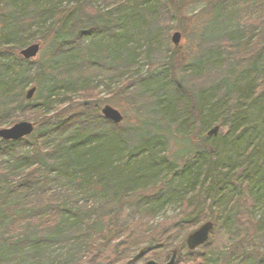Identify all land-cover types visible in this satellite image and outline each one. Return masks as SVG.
<instances>
[{
    "label": "trees",
    "instance_id": "trees-1",
    "mask_svg": "<svg viewBox=\"0 0 264 264\" xmlns=\"http://www.w3.org/2000/svg\"><path fill=\"white\" fill-rule=\"evenodd\" d=\"M200 3L194 32L201 44L214 34L213 46L188 61L170 51L169 70L152 71L169 43L161 14L192 31L184 14L193 0H0V126L35 127L23 140L0 139V264H126L139 248L160 261L210 220L230 247L215 251L213 236L188 251L191 263L232 264L244 244L264 250V216L254 215L264 150L249 155L257 169L218 168L206 133L218 126L232 152L254 125L264 137V0ZM33 43L48 47L43 60L18 54ZM98 81L106 102L133 117L128 127L101 114ZM27 86L37 87L32 100ZM171 143L180 149L169 161ZM175 202L177 221L152 224Z\"/></svg>",
    "mask_w": 264,
    "mask_h": 264
},
{
    "label": "rangeland",
    "instance_id": "rangeland-1",
    "mask_svg": "<svg viewBox=\"0 0 264 264\" xmlns=\"http://www.w3.org/2000/svg\"><path fill=\"white\" fill-rule=\"evenodd\" d=\"M195 5H193V7L191 9L188 8V10L186 9L185 10V14L186 16H188L187 18H193L194 20L193 21H189L191 22L190 23V27L193 29L192 31L190 30H181V26L180 23L178 22H174L173 21H170V18H168L167 14H161V22H167L168 25H170V29L168 30L169 32V35H168V40H169V43L168 44H163L162 47H161V50L160 52H158L154 58H153V65L152 66H149V70H152L154 71L155 69L156 70H162V69H168V59L165 58V56L169 55L171 52L170 51H179L180 50V54L181 55H184L188 61V58L189 60H194L196 58V55H198L200 53V49L202 48H209L211 46H213V44L215 43V40H213V35H211L210 39L207 40L206 42H203V44H201L199 41H198V38H196L197 34L194 32L195 30V24L197 22V20H200V18H203V16H201L202 12L204 11V7H205V3H200V0H193ZM198 4V5H197ZM99 7H104V3L103 2H99L97 4ZM190 7V6H189ZM163 8L165 9V6H163ZM167 8V7H166ZM188 12V13H187ZM165 13V12H164ZM199 17V18H197ZM188 20H191V19H188ZM176 32H181L182 33V40L180 41V44L178 47H175L172 42H171V38L173 37V35L176 33ZM166 33H167V30H166ZM42 44V43H41ZM47 46L46 47H43V44H42V47H41V50H40V53L39 55L35 58V59H32L30 60L31 62L33 61H36V60H43V57L45 55V53H47ZM168 48H170V50H168ZM138 52L144 56L145 54L142 52L141 49L138 50ZM17 53V52H16ZM20 54V53H18ZM186 61V65L188 64ZM148 70V67H143L142 68V72H146ZM169 70V69H168ZM60 80H62L64 78V75L61 74L60 75ZM177 78H178V82H181L184 86L185 83L181 81V72L178 73L177 75ZM167 81V80H165ZM104 83H106V81L104 80ZM97 86H98V90H97V95L100 96V99H101V103H100V106L101 108H103L105 105H110L112 107H114L115 109H117L118 111H120L123 115H124V118H125V121L124 123H122V126H127L128 127V123L130 121H132V116L131 115H125L124 111L121 110L117 104L118 102L115 101H111L109 103L106 102L107 101V98H110L109 97V91H107L106 87L102 84V83H97ZM32 86H27L26 88V92L31 88ZM43 96V91H42V95ZM40 100V99H38ZM112 103V104H111ZM116 104V105H115ZM22 121H25V122H29L27 120H21L20 122ZM32 123V122H31ZM130 124V123H129ZM260 125V124H257V126ZM256 125H254L253 127V130L256 131L257 130V127ZM12 126L10 125H2L0 126V130L2 129H8ZM214 126H208V131H206V133H208ZM183 130H181L180 128H177L173 130V134L175 135V137L177 138L178 137V133H182ZM254 131L249 130L247 133H246V136L243 137L241 139V142L239 144H237V147L236 149L232 152L230 150H228V148H226V139L224 138H221V139H217L216 137H209L208 136V144L211 145L212 147H214L215 151H216V155H217V159H218V162H217V166L219 168V166L221 167H229V166H237V167H242V166H245L247 165L248 169L250 168H253V169H257L258 166L260 165L258 163V159H250V154L252 151H262L264 150V137H262V135H256L254 133ZM227 131H225L226 133ZM256 133H259L260 134V131H256ZM180 149V147L178 145H174V144H169L168 146V160L169 161H172L173 158L172 156ZM264 158V156H263ZM208 159V158H206ZM169 161L166 162V166L169 165ZM248 162V163H247ZM225 164V165H224ZM179 168L182 166V164H179L178 165ZM219 170V169H218ZM223 174V175H222ZM220 173L219 175L217 174V180L216 182L218 184H222V183H225L227 180H225L224 178V175L225 173ZM179 177H181V174L179 175ZM178 177V178H179ZM233 177L230 176V178L228 179H231ZM241 174H238L236 176L237 179H240L241 181ZM187 193L189 195H192L190 192L191 190H186ZM260 196L263 198L262 201H263V204L258 205L257 207H255L254 209V215L257 217V219H262L263 216H264V190L261 191L260 193ZM180 214H181V208H180V204L179 203H173L171 204L170 206L168 207H165L163 210H161L160 212H158L157 214H155L154 216V219L152 221V224L156 225L158 223H160L161 221H174L180 217ZM134 217H132V219L129 217L130 220H133ZM211 221V220H210ZM214 222V221H212ZM216 225V224H215ZM201 226V225H200ZM198 226V227H200ZM197 227V228H198ZM195 228V230L197 229ZM194 230V231H195ZM192 231V232H194ZM191 232V233H192ZM214 232V231H213ZM212 234L210 235V239L208 241V245H210L211 243V238L213 237V244H214V247H215V251L216 250H224L225 248H228L230 247V239L228 238V236H225V235H222V234ZM205 247V246H204ZM179 248V246L173 248V249H177ZM203 248V247H202ZM202 248H199L197 251H195L196 253H199L202 251ZM180 253H179V257H178V260L177 262L180 260V258L182 257L183 258V261L184 263L182 264H193L191 263V261L189 260L188 258V250L186 248V250L182 251V249H180ZM234 250L235 252L238 251L239 254L237 256H239L238 258H235L234 259V256L230 255L229 253V256L231 257V260H232V264H261V261H264V258H263V252L264 250H259L258 254H252L253 252V248L251 247V245H247V244H244V247L240 248V247H237L235 248L234 247ZM172 251V250H171ZM171 251H169V254L168 255H165L160 261L159 260H155V261H158L160 263H165L168 261L169 257H170V254H171ZM193 252V253H195ZM227 253V252H226ZM225 253V254H226ZM151 254V251L149 250H142V248H139L138 250H136L132 255H130V259L128 260V262H126V264H131L137 256L139 255H142L143 256V260L139 261V263L137 264H145L147 261L149 260H153L150 256ZM254 260H255V263H254ZM95 264H106L104 262H99V263H95ZM119 264H124V263H119ZM177 264H180V263H177ZM264 264V263H262Z\"/></svg>",
    "mask_w": 264,
    "mask_h": 264
},
{
    "label": "water",
    "instance_id": "water-1",
    "mask_svg": "<svg viewBox=\"0 0 264 264\" xmlns=\"http://www.w3.org/2000/svg\"><path fill=\"white\" fill-rule=\"evenodd\" d=\"M171 41L174 46L178 47L181 41V34L179 32H176L173 35ZM40 49H41L40 43L32 44L27 48H25L24 50H22L20 55L26 60H32L38 56ZM35 92H36V88L30 89L27 92L26 98L28 100H31ZM101 113L105 119L111 121L114 124H121L124 120V117L120 113V111L109 105L104 106ZM34 129L35 128L32 123L20 122L11 128L0 130V139L5 141H19L26 137L31 136L34 132ZM218 132H219V127H215L208 133V136L210 137L213 135L216 136ZM213 229H214V223L212 221L203 224L199 229H197L195 232H193L188 236L186 240L187 248L190 251H194L199 247L205 245L208 242L210 238V234L212 233ZM178 253L179 251L177 249L173 250L170 260L165 264H176ZM145 264H160V263L150 260Z\"/></svg>",
    "mask_w": 264,
    "mask_h": 264
}]
</instances>
